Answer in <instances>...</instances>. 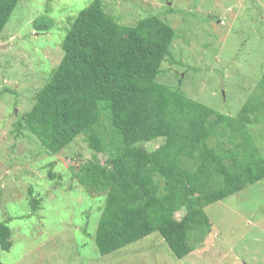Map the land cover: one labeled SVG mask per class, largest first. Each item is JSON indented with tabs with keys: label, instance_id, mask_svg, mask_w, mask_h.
Returning <instances> with one entry per match:
<instances>
[{
	"label": "rangeland",
	"instance_id": "rangeland-1",
	"mask_svg": "<svg viewBox=\"0 0 264 264\" xmlns=\"http://www.w3.org/2000/svg\"><path fill=\"white\" fill-rule=\"evenodd\" d=\"M91 1L19 0L0 33V221L11 229V246L0 249V262L264 264V178L203 207L210 227L189 234L193 250L180 259L157 232L98 254L99 196L79 185L70 167L90 159L103 162L110 153L98 152L79 134L57 154H47L33 134L16 129L62 58L61 42L72 20ZM101 1L123 25L155 14L173 27L176 36L159 82L233 117L249 100L264 102L257 88L264 71V0ZM39 18L46 30L34 26ZM256 110L249 114L248 129L264 157V106ZM162 142L159 137L142 148L152 151ZM29 187L40 198L36 211ZM174 214L180 218L184 210Z\"/></svg>",
	"mask_w": 264,
	"mask_h": 264
},
{
	"label": "trees",
	"instance_id": "trees-1",
	"mask_svg": "<svg viewBox=\"0 0 264 264\" xmlns=\"http://www.w3.org/2000/svg\"><path fill=\"white\" fill-rule=\"evenodd\" d=\"M18 1L0 0V33ZM143 16L128 26L101 0L81 9L62 39V58L16 129L33 134L47 154L79 134L110 153L103 162L70 167L72 178L99 196V255L157 232L180 259L193 250L189 234L210 227L203 207L264 178V157L248 129L249 114L264 102L249 100L233 117L159 82L176 33L160 16ZM33 24L48 26L42 18ZM257 88L264 96V71ZM159 137L163 142L152 151L142 148ZM27 194L38 210L40 198L31 187ZM179 210L184 215L176 218ZM10 236L0 221V249L10 248Z\"/></svg>",
	"mask_w": 264,
	"mask_h": 264
}]
</instances>
